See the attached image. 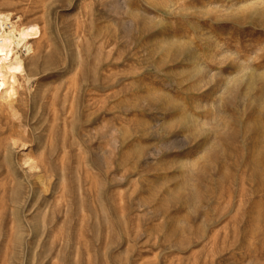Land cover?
<instances>
[{"label":"rangeland","instance_id":"rangeland-1","mask_svg":"<svg viewBox=\"0 0 264 264\" xmlns=\"http://www.w3.org/2000/svg\"><path fill=\"white\" fill-rule=\"evenodd\" d=\"M0 12V264H264V0Z\"/></svg>","mask_w":264,"mask_h":264},{"label":"bare ground","instance_id":"bare-ground-1","mask_svg":"<svg viewBox=\"0 0 264 264\" xmlns=\"http://www.w3.org/2000/svg\"><path fill=\"white\" fill-rule=\"evenodd\" d=\"M18 22L19 21L12 22L10 13L0 12V90L5 87L7 79L9 77L14 78L15 72L20 71L24 66L23 60L18 53L19 49L24 48L26 51H30L31 49L30 40L26 33L20 29V24H18ZM30 72L28 73L29 78L36 75V73L33 75L30 74ZM30 80L31 79H29V81ZM13 214L16 215L15 212Z\"/></svg>","mask_w":264,"mask_h":264}]
</instances>
